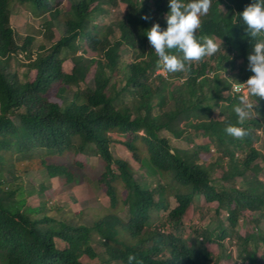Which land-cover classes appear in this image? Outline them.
Wrapping results in <instances>:
<instances>
[{
    "label": "trees",
    "instance_id": "trees-1",
    "mask_svg": "<svg viewBox=\"0 0 264 264\" xmlns=\"http://www.w3.org/2000/svg\"><path fill=\"white\" fill-rule=\"evenodd\" d=\"M253 2L212 0L196 38L222 40L220 51L163 76L146 32L153 23L166 29L169 0H0V264H128L129 254L142 264H264V154L255 145L264 132V99L255 98L260 115L242 125L247 136L224 131L237 123L233 109L242 94L232 83L252 75L247 56L255 41L239 13ZM118 4L122 16L108 21ZM21 7L43 15L39 29L21 28ZM168 101L174 106L164 109ZM114 143L134 164L113 152ZM92 155L108 211L97 219L93 212L90 224L51 217L44 199L27 206L15 197L17 162L85 198L78 173ZM143 168L160 180L152 186L136 179ZM164 178L177 186L173 206ZM46 191L41 184L38 194L48 197ZM197 198L224 224L209 228L203 219L185 236L162 232L163 224L148 229L161 212L179 228ZM234 237L237 253L226 254Z\"/></svg>",
    "mask_w": 264,
    "mask_h": 264
},
{
    "label": "rangeland",
    "instance_id": "rangeland-1",
    "mask_svg": "<svg viewBox=\"0 0 264 264\" xmlns=\"http://www.w3.org/2000/svg\"><path fill=\"white\" fill-rule=\"evenodd\" d=\"M122 10L123 6L121 4H118L114 7V9L111 10L109 14V19H114L116 17L122 16ZM21 14L23 18H25V21H22V24L20 25L22 29L26 27H33V30H37L40 28L42 23V16H39L35 18L30 10L27 7H21ZM163 30V29H162ZM32 34H35L34 31L31 32ZM25 34V32H23ZM38 37H41L42 35H37ZM127 49H123L122 54H125ZM15 68V64H12L10 66V69L13 70ZM157 99L154 98L153 102L156 103ZM174 106L173 101H168L163 108L164 109H170ZM157 110H161L159 107H157ZM170 138L173 140V142L180 148H186L187 143L185 141L176 140L169 134ZM260 138L258 143L255 145L257 148L264 154V132H260ZM196 142H200L199 138L195 139ZM215 148V147H214ZM113 152L120 157H123L125 159H130L129 152L119 143L113 144ZM212 154L218 155V151L215 148V151H211ZM238 153H240L238 151ZM69 155H66L65 159H68ZM88 166L86 168H83L79 171V178L85 183L86 185V196L80 197V199L76 198L73 190H72V184L69 185H62L60 179H53L49 178L47 174L45 173V170L43 169H30L26 170L21 168L22 165L15 162V166H17V178L10 184L12 188H16V198H25V203L27 206H36L42 199H44L45 205L44 210L45 213L50 215L53 218H56L57 220L65 219L67 221H70L72 223H85L90 224L91 223V216L94 212L95 219H97L102 213H107L108 209H102L105 206L108 205V199L104 191L99 186L96 176L98 175L100 169H99V162L96 155H92L88 159ZM130 162L134 164L133 160L130 159ZM260 166L264 167V161L260 162ZM222 173V169L217 167L216 168V176H220ZM164 176V175H163ZM136 179H147L149 182L152 183V186L155 185V182L157 179L160 180L158 173L155 171H151L150 169L143 168L142 170H138L135 174ZM260 178H264V171L262 170L259 174ZM43 184L46 188V192L48 194V197L46 194L42 193L43 195H39L38 191L40 189V185ZM161 185L166 186L167 191L169 194H171L169 200L171 202V205H175V200L172 196L173 192L176 190L177 186L175 183H171L169 179L164 178L161 180ZM195 212L190 213L189 216H186L183 220L182 226L179 228L175 227L173 223H171L167 219V213L161 212L158 215H154L152 219L149 221L150 226L148 229L151 228H157L160 227L161 224L164 225V227H160L162 232H176L177 234L181 236H185L192 233L193 226H202L203 219L205 223H208L209 228H216L218 225H223V219H221L219 216H216L213 212L212 205L203 203L199 198L195 201ZM102 207V208H101ZM94 210V211H93ZM119 214L122 216V218H127L126 208H121L119 211ZM260 229L264 232V217L260 219ZM230 240H228L229 242ZM231 245L227 246L225 248L226 254H233L235 255L237 253V245L238 241L234 237L231 240ZM97 250V252H101L103 249L101 246H94ZM3 260L4 257L0 251V260ZM239 261L234 259V264H237Z\"/></svg>",
    "mask_w": 264,
    "mask_h": 264
},
{
    "label": "clouds",
    "instance_id": "clouds-1",
    "mask_svg": "<svg viewBox=\"0 0 264 264\" xmlns=\"http://www.w3.org/2000/svg\"><path fill=\"white\" fill-rule=\"evenodd\" d=\"M212 7V0H169V12L165 19L166 29H161L158 23H153L146 35L154 52L159 58V64L164 73L188 71L193 63H199L205 57L214 56L223 45L222 40L217 42L209 36L198 40L196 32L201 28V17L207 16ZM247 35L254 40L252 50L247 56V68L252 75L242 83L243 91L237 87L239 104L234 107L237 116L235 125L228 124L224 131L235 139H243L248 130L242 125L250 118L260 115L256 111V99H264V0H254L239 13ZM143 19H149L143 16ZM175 50L176 54H172ZM254 98L255 102L252 99ZM128 264H142L135 254H129Z\"/></svg>",
    "mask_w": 264,
    "mask_h": 264
},
{
    "label": "built area",
    "instance_id": "built-area-1",
    "mask_svg": "<svg viewBox=\"0 0 264 264\" xmlns=\"http://www.w3.org/2000/svg\"><path fill=\"white\" fill-rule=\"evenodd\" d=\"M157 73L162 74L163 76H167V74L164 73V70L162 69V67L157 71ZM246 80L247 79H244L243 81H239V82L238 81L233 82L232 83V89H233V91H236L237 87H240L242 89V91H243V85H242V83L245 82ZM237 264H239V262Z\"/></svg>",
    "mask_w": 264,
    "mask_h": 264
}]
</instances>
